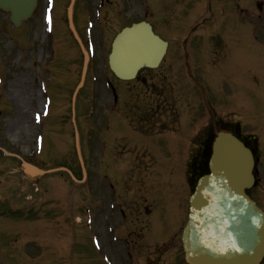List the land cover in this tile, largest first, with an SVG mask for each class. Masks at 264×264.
<instances>
[{"label":"rangeland","instance_id":"1","mask_svg":"<svg viewBox=\"0 0 264 264\" xmlns=\"http://www.w3.org/2000/svg\"><path fill=\"white\" fill-rule=\"evenodd\" d=\"M68 2L55 0L54 51L49 50L51 37L42 20L45 0H38L32 18L16 30L0 12V147L45 170L73 169L80 180L70 102L79 81L82 55L67 28ZM86 16L94 21L93 59L75 111L87 177L81 184H73L59 172L31 181L22 174L18 158L0 152L1 264H102L100 258H91L88 209L97 207L101 193L107 201L121 206L138 192L145 193L143 197L152 204L154 213L145 225L148 231H144L147 235L143 241L131 237L134 262L150 264L149 250L160 242L155 252L158 249L163 254V264H184L179 226L185 220L189 196L188 164L202 139V130L213 117L205 108L200 114V86H210L212 100L205 98L211 106V101L217 105L214 118L224 117V111L233 109L236 96L248 98L246 113L236 111L247 129L258 127L264 138V0H76L74 18L82 34ZM144 19L169 46L158 70L144 71L140 77L160 75L163 86H168L167 81L174 84L172 94L179 93L178 102L186 114L177 129L171 123L161 125L162 119L149 133L147 129L134 130L118 115L124 102L135 106V90L128 91L136 82L117 80L108 69L107 55L122 28ZM182 42L186 43L183 56L178 55ZM185 53L188 57L183 61ZM216 69L217 80L212 72L206 85L200 78L206 77L205 71ZM46 71L51 73L46 85L50 112L37 126L33 114L41 112L45 95L39 82L47 83ZM183 75L186 81L180 78ZM107 83L115 89V105ZM166 87L163 97L170 100ZM136 110L134 118L158 122L138 113L139 106ZM41 131L45 132L44 142L38 154L34 139ZM132 173L135 177L130 176ZM131 187L134 195L127 196L126 189L131 191ZM256 193L264 205L263 186ZM117 244L111 243L109 257L115 255L117 264H125L117 253L125 255L126 249Z\"/></svg>","mask_w":264,"mask_h":264},{"label":"water","instance_id":"2","mask_svg":"<svg viewBox=\"0 0 264 264\" xmlns=\"http://www.w3.org/2000/svg\"><path fill=\"white\" fill-rule=\"evenodd\" d=\"M34 6H35V0H0V9L5 10V11H10L11 13L10 20L13 22L15 26L19 25L20 20H25L30 15L31 10L34 8ZM69 19H70V12H69ZM129 35L132 36L131 37L132 39L130 41L131 44L129 45V48H128L129 55L126 57V60L122 63L118 62L117 63L118 67H117L115 65L113 57L111 58L112 60L111 66L114 72L119 74V76L124 75L126 77H132L140 66H142L143 64L154 66L161 56V54H158V53L156 54V52L154 51L152 52L150 51L148 55H145V48H143L142 44L140 42H137L136 40L137 31L131 32ZM146 36L151 42H155V43L159 42L155 37L152 36L149 30H146ZM117 49L118 47L114 48L116 52H117ZM135 54L136 56H134ZM84 71H85V63H84V69H83V74H82L83 76H84ZM230 143H232L231 140L226 141V140H222V138L219 141H217L215 156L211 163L212 177L210 178L215 177V175L216 177H218L217 159L219 158V156L220 155L224 156L226 153L233 152V148L230 147ZM237 149L238 151H237L236 159L239 163V165H237V171H238V176L240 179L238 181L239 186L236 190L238 192H242V188L246 187L249 183L247 179H248V176L250 177L249 169L251 167V159L250 157H248L245 151H242L238 147ZM33 173H36V171ZM207 179L209 178H206L200 182L199 187L191 200L192 201L191 202L192 203V215L190 217V221L187 226V229L185 230V235L183 238L186 260L188 261L189 264H207V263L218 264L219 263V260L217 261L216 258L212 262H209V260L215 256L210 257L209 254H206V250L208 247L204 244L203 238L206 239L205 237H208V238L210 237L212 241L211 243L214 246L216 242L218 241V238L222 234V232L218 229H212V231H209L208 229V235L201 236L200 230L202 229L203 223L197 220V215H199L200 207L203 206L204 209L203 211H201V214L203 213L205 215V221H207L208 223H210V221L212 222L218 221V223H220L218 217L216 216L217 212H215V214H211L209 211H206V206L208 205L207 204L208 202L207 201L201 202L202 194H203ZM212 188L214 191L217 189L220 190L221 186L219 185V182L217 181V179L213 181ZM241 195L243 196L242 193ZM245 201L246 203H249L251 207L253 208V210L256 212L255 219L257 220L259 219L263 223V226L261 227V229H259L258 226H256L257 223L255 224L256 227L254 228L257 234L259 235V233H261V230H264V216L250 202H248L246 199ZM226 212L227 214L225 216V219H227L230 222L231 219L233 218L232 210L229 209V210H226ZM245 212H246L245 208H240V211L238 213L239 217H241V215H243ZM263 241H264V233H263ZM249 245H250V248H252V245L250 242H249ZM263 246H264V242L262 246L260 247L261 250ZM258 250H255V253ZM257 258H258L257 256L254 258V263H256ZM234 263L235 262H233V264ZM248 264H252V263L250 262Z\"/></svg>","mask_w":264,"mask_h":264},{"label":"bare ground","instance_id":"3","mask_svg":"<svg viewBox=\"0 0 264 264\" xmlns=\"http://www.w3.org/2000/svg\"><path fill=\"white\" fill-rule=\"evenodd\" d=\"M124 47H127L126 43H122L120 50ZM230 147L233 148V152L226 153L224 156L220 155L217 159L218 177L215 175V177L207 179L201 198V202H208L206 211H209L211 214L217 212L216 216L220 223H218V221H210V223L205 221V215L203 213L201 214V211L204 209L203 206L200 207L197 220L203 223L202 229L200 230L201 236L208 235V229L209 231L218 229L223 233L221 237L223 240L214 246L211 243L210 237H205L206 239L203 238L204 244L208 247L207 254H209L210 257L212 253H217L215 251L218 246V253L215 257L211 258L209 262H212L216 258L217 261L219 260L220 264H224V260H232L235 262L234 264H248L250 262L253 263L252 260L250 262L247 261L251 256H254L255 250L260 249L263 244L264 230H261V233L258 235L254 228L258 226V228L261 229L263 223L261 220L255 219L256 212L249 203H246L241 192L236 190L239 186L238 181L240 179L237 171V165H239V163L236 159L238 149L233 143H230ZM216 179L221 188L220 190L217 189L214 191L212 183ZM239 207L245 208L246 211L241 217L238 215L240 211ZM229 209L232 210L233 216L231 222L225 219L227 214L226 210ZM256 223L257 225L255 226ZM237 240H242L240 244L245 246V248L238 245L236 243ZM248 241L251 243L252 248H250Z\"/></svg>","mask_w":264,"mask_h":264},{"label":"flooded vegetation","instance_id":"4","mask_svg":"<svg viewBox=\"0 0 264 264\" xmlns=\"http://www.w3.org/2000/svg\"><path fill=\"white\" fill-rule=\"evenodd\" d=\"M243 139H245L246 141H247V137H245V138H243ZM258 160H260V158L258 159ZM154 258H156V256L154 257ZM154 258H153V261H156L157 262V260H154ZM157 259V258H156ZM158 263V262H157ZM151 264H153V263H151Z\"/></svg>","mask_w":264,"mask_h":264}]
</instances>
